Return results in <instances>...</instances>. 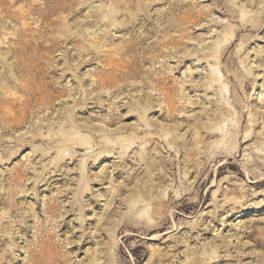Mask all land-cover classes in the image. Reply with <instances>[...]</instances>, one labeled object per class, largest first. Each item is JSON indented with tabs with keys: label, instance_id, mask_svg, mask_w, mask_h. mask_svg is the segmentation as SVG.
Returning a JSON list of instances; mask_svg holds the SVG:
<instances>
[{
	"label": "rangeland",
	"instance_id": "374dc122",
	"mask_svg": "<svg viewBox=\"0 0 264 264\" xmlns=\"http://www.w3.org/2000/svg\"><path fill=\"white\" fill-rule=\"evenodd\" d=\"M0 264H264V0H0Z\"/></svg>",
	"mask_w": 264,
	"mask_h": 264
},
{
	"label": "bare ground",
	"instance_id": "6f19581e",
	"mask_svg": "<svg viewBox=\"0 0 264 264\" xmlns=\"http://www.w3.org/2000/svg\"><path fill=\"white\" fill-rule=\"evenodd\" d=\"M221 113H223L222 111H221ZM243 116V115H242ZM217 117H220V113L217 115ZM101 130V129H100ZM106 130V129H105ZM111 131V130H110ZM218 135V134H217ZM216 135V136H217ZM133 138V137H132ZM110 140H112V139H110ZM122 140V139H121ZM111 142V141H110ZM107 144V143H106ZM123 147V146H122ZM222 151V150H221ZM231 157V156H230ZM225 164V163H224ZM224 164H222V165H224ZM222 165L220 166V167H222ZM223 170V169H222ZM221 169L219 170V173H221V171H222ZM148 192V191H147ZM183 204V203H182ZM173 223V222H172ZM156 229V228H155ZM101 244V243H100ZM99 244V245H100ZM98 263V262H97Z\"/></svg>",
	"mask_w": 264,
	"mask_h": 264
}]
</instances>
